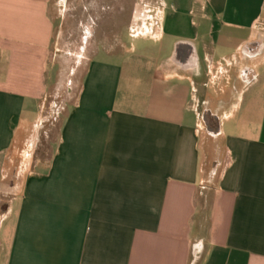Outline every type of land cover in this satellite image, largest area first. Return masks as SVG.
Returning a JSON list of instances; mask_svg holds the SVG:
<instances>
[{"label": "crops", "instance_id": "0c3cea01", "mask_svg": "<svg viewBox=\"0 0 264 264\" xmlns=\"http://www.w3.org/2000/svg\"><path fill=\"white\" fill-rule=\"evenodd\" d=\"M75 1L0 0V159L38 135ZM192 4L169 53L92 55L51 156L0 188V264H264V0Z\"/></svg>", "mask_w": 264, "mask_h": 264}, {"label": "rangeland", "instance_id": "374dc122", "mask_svg": "<svg viewBox=\"0 0 264 264\" xmlns=\"http://www.w3.org/2000/svg\"><path fill=\"white\" fill-rule=\"evenodd\" d=\"M196 1L200 0H76L75 4L71 3L70 8L67 7L71 16L66 17L59 34L58 48L63 56H56V61L61 71L56 75L55 89L46 98L40 130L38 135L34 132L32 136L21 138L0 159L1 190L12 191L10 184L21 180L20 169L30 157L45 160L51 156L66 106L75 101L92 55L98 52L96 60L117 63L118 57H109L105 53L122 54L132 49L151 54L161 50L164 51L161 55L169 53L165 39L158 40L159 27H154L156 37L153 39L142 34L135 38L130 34L132 31L143 33V24L148 26L162 17L167 27L175 2L178 10L184 13L181 14L184 16L183 27L190 31L192 22L196 21V12L192 8V2ZM57 21L62 22V18ZM254 31L264 35V14ZM83 49L85 51L81 53Z\"/></svg>", "mask_w": 264, "mask_h": 264}, {"label": "built area", "instance_id": "2783aa9c", "mask_svg": "<svg viewBox=\"0 0 264 264\" xmlns=\"http://www.w3.org/2000/svg\"><path fill=\"white\" fill-rule=\"evenodd\" d=\"M151 20V18H150ZM160 21L161 20H157L155 23H151L148 26H150V28L148 26H145V24L142 25L141 29L143 30V33H134V31H132V33L130 34L132 37H140L139 35L142 34L144 37H148L150 39L155 38L156 36L154 35V27H159L160 26ZM159 25V26H158Z\"/></svg>", "mask_w": 264, "mask_h": 264}, {"label": "water", "instance_id": "95a60500", "mask_svg": "<svg viewBox=\"0 0 264 264\" xmlns=\"http://www.w3.org/2000/svg\"><path fill=\"white\" fill-rule=\"evenodd\" d=\"M198 257H199V254H198L197 249H193V251H192V259H191L190 264H197Z\"/></svg>", "mask_w": 264, "mask_h": 264}, {"label": "flooded vegetation", "instance_id": "af4514ba", "mask_svg": "<svg viewBox=\"0 0 264 264\" xmlns=\"http://www.w3.org/2000/svg\"><path fill=\"white\" fill-rule=\"evenodd\" d=\"M256 43H259V41H256Z\"/></svg>", "mask_w": 264, "mask_h": 264}]
</instances>
